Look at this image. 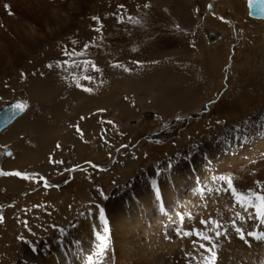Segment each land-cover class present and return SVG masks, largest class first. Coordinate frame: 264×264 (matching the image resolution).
Instances as JSON below:
<instances>
[{
  "label": "rangeland",
  "instance_id": "1",
  "mask_svg": "<svg viewBox=\"0 0 264 264\" xmlns=\"http://www.w3.org/2000/svg\"><path fill=\"white\" fill-rule=\"evenodd\" d=\"M47 1L68 27L45 36L34 25L38 45H13L16 62L0 56V109L28 105L0 132L9 131L0 172L28 177L0 174V261L14 262L20 242L36 247L73 224L91 209L90 191L104 208L141 181L171 191L164 181L175 170L186 203L170 204L161 227L177 255L200 264L199 243L209 242L194 245L178 229L208 231L200 220L216 219L228 230L215 241L217 264H264V240L245 243L232 222L245 233L264 225L212 179L264 192V21L247 15L246 0L212 9V0ZM35 80L45 88L29 86Z\"/></svg>",
  "mask_w": 264,
  "mask_h": 264
},
{
  "label": "bare ground",
  "instance_id": "2",
  "mask_svg": "<svg viewBox=\"0 0 264 264\" xmlns=\"http://www.w3.org/2000/svg\"><path fill=\"white\" fill-rule=\"evenodd\" d=\"M218 1L212 0V4ZM5 5L9 7L5 8ZM54 8L47 0H0L1 58L9 54L10 59H13L12 62H16L20 52L16 51L15 49L18 48L13 45L18 46V42H21L20 44L23 46L24 43L28 46L29 44L38 45L41 33L38 34L39 36H35L34 25L44 29L43 33H47L45 36L59 33L63 28L68 27L71 19L59 16ZM215 8L217 9L218 6L216 5ZM2 27L11 28L14 38L4 32L6 29L3 30ZM86 37V29H84L80 39L84 40ZM8 51L9 53H6ZM44 83L35 80L28 84L37 89L45 88ZM8 134L9 131L0 140L7 139ZM166 173L170 177H165L164 184L170 186L171 191L178 198L174 197L167 188L155 187V185L143 186L141 181V184L133 187V192L128 190L120 196L112 195L106 204L104 203L103 208L101 207L103 202L102 205L99 204L97 191H90V194H86L85 201L91 209L85 208L84 212L78 214L73 224L69 223L60 234H52L54 236L48 237L44 242H39L36 247L27 242H20L18 250L14 254L17 255V259L14 262L11 261L10 264H87V257L92 255V250H94H91V245L98 242L96 233H103L99 207L104 210L110 237V246L102 264H187L186 256L183 254L178 256L177 247L169 246L171 234L163 232L161 227L164 212L172 209L170 204L174 205L173 208H177L180 204L186 203L183 199L185 190L181 188L182 184L180 183L181 175H177L175 170H168ZM157 188L159 194L161 192V196H157ZM162 207L164 211H161ZM0 264H6L5 260L0 261Z\"/></svg>",
  "mask_w": 264,
  "mask_h": 264
},
{
  "label": "snow or ice",
  "instance_id": "3",
  "mask_svg": "<svg viewBox=\"0 0 264 264\" xmlns=\"http://www.w3.org/2000/svg\"><path fill=\"white\" fill-rule=\"evenodd\" d=\"M8 7H9L8 5H5V8ZM120 7L123 6L121 5ZM94 19L97 18L94 17ZM129 19L131 20L132 18L129 17ZM48 67L51 68L52 65H48ZM77 86H79V82H77ZM84 91H91V89L86 88L84 89ZM14 107L19 111H24L28 107V105L26 102H17V104ZM177 119L180 118L177 117ZM217 123H219V121H217ZM169 167H171V165H169ZM0 174H5V175L11 174L16 176H23L26 179L28 178L27 174H22L19 171L13 173L0 172ZM212 179L226 182L227 187L215 189L217 193L221 191L230 192L235 202L240 205V207L244 210V212L248 213L249 209L253 210V212L249 213L248 216L249 219H256L259 221L260 224L264 225V192H255L251 189H249L247 193L238 191L234 186L233 180L230 176L220 175L218 177H213ZM199 191L203 193L204 189L201 188L199 189ZM156 194L157 196H159L158 188L156 190ZM161 211H164L163 207L161 208ZM178 216L180 223H183L185 220V216L183 214H178ZM237 216L240 220L245 219V216L239 213H237ZM99 217L100 220L103 222V234H101L100 232L96 233L98 242L96 244V248L93 254L87 257V264H102L103 258L110 246L108 223L107 220L105 219L104 210L102 208L99 210ZM189 219H191L190 215H189ZM2 222H3V217L0 216V223ZM200 223L208 226L209 230L204 231L202 229H191V230L178 229V234H180L183 237H190V236L197 237V240L192 241L194 245L197 244L198 240L209 242L208 244L199 243V247L204 250V254L200 258V264H217L218 254L216 252V248L218 247V244L215 241H217L219 238L223 236H226L228 234V230L225 229L224 231H221L220 229L222 225L216 219H207V220L202 219L200 220ZM232 224L236 234L239 235L240 239L245 243L249 242L247 239L248 237H252L255 240H264V231L245 233V231L241 227L236 226L235 221H233ZM209 232H214V236L210 235Z\"/></svg>",
  "mask_w": 264,
  "mask_h": 264
},
{
  "label": "water",
  "instance_id": "4",
  "mask_svg": "<svg viewBox=\"0 0 264 264\" xmlns=\"http://www.w3.org/2000/svg\"><path fill=\"white\" fill-rule=\"evenodd\" d=\"M246 4L249 17L264 20V0H246ZM208 5L209 9H212V2ZM17 102L20 101L11 102L0 109V131L6 128L17 116L25 112L26 109L24 111H19L14 107ZM8 153L6 155H8Z\"/></svg>",
  "mask_w": 264,
  "mask_h": 264
}]
</instances>
